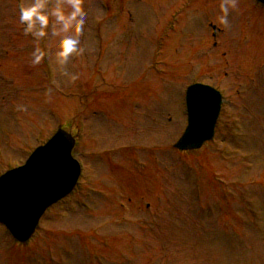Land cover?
<instances>
[{"label":"rangeland","instance_id":"obj_1","mask_svg":"<svg viewBox=\"0 0 264 264\" xmlns=\"http://www.w3.org/2000/svg\"><path fill=\"white\" fill-rule=\"evenodd\" d=\"M25 2L0 0V175L85 113L73 154L105 195L85 214L79 187L25 245L0 226V264H264V6L82 0L83 51L60 64L58 41L75 34L50 17L46 37L25 35ZM46 3L70 11L68 0ZM37 43L46 55L32 65ZM194 81L229 106L211 143L178 152Z\"/></svg>","mask_w":264,"mask_h":264},{"label":"water","instance_id":"obj_2","mask_svg":"<svg viewBox=\"0 0 264 264\" xmlns=\"http://www.w3.org/2000/svg\"><path fill=\"white\" fill-rule=\"evenodd\" d=\"M219 104V95L212 89L189 87L186 92L189 127L175 147L195 149L209 139ZM72 147L73 140L60 131L31 156L26 166L0 178V222L17 240L25 241L44 209L73 187L78 172L69 155Z\"/></svg>","mask_w":264,"mask_h":264},{"label":"clouds","instance_id":"obj_3","mask_svg":"<svg viewBox=\"0 0 264 264\" xmlns=\"http://www.w3.org/2000/svg\"><path fill=\"white\" fill-rule=\"evenodd\" d=\"M82 0H68L70 11L65 14L62 4H55L48 7L46 0H26L25 3L18 5V22L23 25L25 35H32L35 41L46 37L49 27V18L54 17L55 21L60 25V33H68L72 31L75 35H65L58 41L56 52L57 60L60 64L67 62L68 58L76 53H80L83 49L79 48V34L83 30L84 19L80 16ZM47 9V10H46ZM223 16L220 17L222 23H227L228 7L221 5ZM58 33L53 32V35ZM46 52L42 51L38 43L31 53L29 63L36 65L45 58ZM75 79V77H72Z\"/></svg>","mask_w":264,"mask_h":264}]
</instances>
